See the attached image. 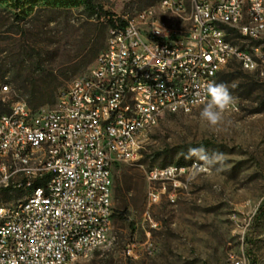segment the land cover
<instances>
[{"label":"rangeland","instance_id":"1","mask_svg":"<svg viewBox=\"0 0 264 264\" xmlns=\"http://www.w3.org/2000/svg\"><path fill=\"white\" fill-rule=\"evenodd\" d=\"M158 1L80 0L66 8L39 3L28 14L0 4V108L8 112L14 102L30 101L34 109H51L70 80L89 73L112 28L96 8L118 22L152 7L177 25ZM229 38L250 52L254 66L246 69L232 58L219 71L215 83L228 86L233 97L221 122L212 126L200 118L204 103L189 113L165 114L146 133L138 157L112 167L113 210L127 207L128 216L111 219L109 243L82 264H228L232 254L264 264V214L255 218L264 201V36ZM193 148L220 159L210 165L190 154ZM193 161L206 169L181 188L165 185L144 214L145 172ZM25 189L0 191V206L22 200Z\"/></svg>","mask_w":264,"mask_h":264},{"label":"built area","instance_id":"2","mask_svg":"<svg viewBox=\"0 0 264 264\" xmlns=\"http://www.w3.org/2000/svg\"><path fill=\"white\" fill-rule=\"evenodd\" d=\"M192 3L194 19L181 21L185 0L164 1L177 25L161 20L152 7L125 18L122 27L109 30L89 73L70 80L51 109L14 102L0 115V189L45 179V189L20 200L26 201L24 210H16V203L0 209V264H67L73 251L106 246L112 167L138 157L148 120L163 118L180 103H205L202 86L212 81L199 78L200 70L216 79L224 60L245 61L244 50L235 52L226 33L247 18L262 22L264 0ZM216 12H229V20L215 22ZM211 23H221L223 35H216ZM235 31L246 40L264 36L262 29ZM253 66V60L247 61L246 69ZM146 69H154V76H146ZM167 82H174V90H166ZM99 98L107 99V107H98ZM14 162H39L43 173L25 174L14 169ZM203 170V165L148 169L144 214L160 200L165 185L181 188L192 173ZM70 217H79V224H70ZM81 225L90 226L91 236H76ZM243 264L256 263L247 258Z\"/></svg>","mask_w":264,"mask_h":264},{"label":"bare ground","instance_id":"3","mask_svg":"<svg viewBox=\"0 0 264 264\" xmlns=\"http://www.w3.org/2000/svg\"><path fill=\"white\" fill-rule=\"evenodd\" d=\"M165 0H159L157 4V8L160 10L167 11L166 6L164 5ZM194 15H196V3H192V0H185L184 13H181L182 21H190L194 19ZM229 20V12H216L215 13V22H224ZM264 30V19L262 22H259L256 18H247L246 22H234L233 30H250V31H258ZM211 30L216 31V35H223V28H221V23H211ZM228 33H226V40L228 45L231 46L235 50V52H242L244 50V60L240 61L242 67L247 68V61H252V57L250 52L247 49H238L235 47L229 39H227ZM252 51V49H251ZM230 60L223 61V67ZM146 76H154V69H146ZM199 78H202L203 81H212L215 83L216 79H213V73L209 70H200ZM7 86H2L3 90H6ZM166 90H174V82L166 83ZM15 104H23V101L15 102ZM198 106V105H197ZM98 107H107V99L99 98L98 99ZM194 107L188 105L187 103H180L179 108H171L170 111L165 112V114H176V113H189ZM235 110V109H234ZM160 119H151L147 121L146 130H144V137H142V144L145 138L146 133L152 129L154 126L158 124ZM188 165H202L197 163L196 161L191 162ZM14 169L21 170L25 174H36L43 173V165L39 162H14ZM185 165L179 164H168L163 167H154V170L157 171H169V170H184ZM206 169V168H205ZM198 173L191 174V180ZM4 184V177H0V185ZM21 186H16L15 189L20 188ZM25 190L28 193L25 197H34L37 192L45 189V179H30L27 186H24ZM24 195V194H23ZM3 206H0V209ZM26 208V201H18L16 202V210H24ZM70 224H79V217H70ZM76 236H91V228L89 225H81V228L76 229ZM95 248H87L85 252L82 251H73L72 258L67 259V264H82L85 258L90 255ZM244 259H247L244 255L232 254L229 257V264H243Z\"/></svg>","mask_w":264,"mask_h":264},{"label":"clouds","instance_id":"4","mask_svg":"<svg viewBox=\"0 0 264 264\" xmlns=\"http://www.w3.org/2000/svg\"><path fill=\"white\" fill-rule=\"evenodd\" d=\"M236 85L233 84L234 88ZM202 94L205 100L204 106L200 112V118L207 121L210 125L215 126L221 122L223 118V112L226 107H228L233 97L229 92L228 86L223 83L208 82L202 86ZM190 154H199V158L204 160L208 164H214L219 161L220 157L216 154L209 157L204 149H190Z\"/></svg>","mask_w":264,"mask_h":264},{"label":"trees","instance_id":"5","mask_svg":"<svg viewBox=\"0 0 264 264\" xmlns=\"http://www.w3.org/2000/svg\"><path fill=\"white\" fill-rule=\"evenodd\" d=\"M88 4L91 2V0H85ZM80 0H0V4H4L14 10H17L20 13H26L28 14L35 8V6L39 3H44L45 6L53 7V8H66L68 6H76L78 5ZM84 2V1H83ZM95 13L97 14L98 18L101 17H107L108 16V22L110 27H122L125 23L123 19H118V22L113 20L109 17V14L106 11H103L101 8H96ZM227 39H230V35L232 37H239L242 38L239 33H237L235 30H230V32H227ZM98 54V53H97ZM96 52L95 55L97 56ZM95 56V57H96ZM219 73V72H218ZM217 73V75H218ZM7 88V87H6ZM56 99H54V102ZM27 104L32 108L30 101H27ZM34 109V108H33ZM3 109L0 108V115L7 113L3 112ZM13 188H6V189H0V191H11ZM264 214V201L261 203V205L258 207L257 212L255 214V218L258 216ZM128 216V209L127 207H124L121 212L116 214V211L113 210L112 212V218H117L121 220H126Z\"/></svg>","mask_w":264,"mask_h":264}]
</instances>
